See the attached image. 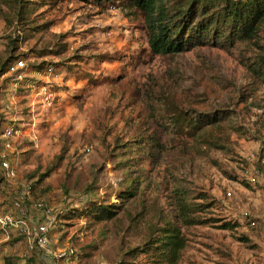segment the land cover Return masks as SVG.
Masks as SVG:
<instances>
[{
	"label": "rangeland",
	"instance_id": "rangeland-1",
	"mask_svg": "<svg viewBox=\"0 0 264 264\" xmlns=\"http://www.w3.org/2000/svg\"><path fill=\"white\" fill-rule=\"evenodd\" d=\"M48 6L39 9L37 20L52 21L49 28L18 40L15 53H27L22 58L24 80L9 89L0 79V102L11 103L9 112L0 115L21 127L5 152L10 169L0 167V217L12 213L29 228L49 217L51 247L61 255L59 264H151L145 255L131 258L122 252L145 237L141 215L130 221L126 213L140 208L134 206L137 198L124 204L115 221L92 223L64 215L99 196L119 203L121 177L110 149L117 137L146 136L140 89L163 83L173 68L181 76L175 93L168 94L175 112L197 115L224 109L238 131L226 125L206 126L196 134L183 130L172 148H149L152 157L145 160L149 184L140 193L141 200L150 214L161 207L172 220L175 191L182 188L191 199L204 194L196 202H215L200 213L214 220L184 228L188 244L177 264H264V85L254 84L250 72L219 47L197 46L171 59L152 55L142 21L126 15L128 10L101 11L77 0H57ZM15 29L0 18V49ZM52 32L65 35L63 58L81 55L68 77L64 71H31L29 63L41 59L34 58L38 50L55 48ZM33 78L43 86H31ZM43 173L47 175L39 181ZM252 174L255 182L249 180ZM41 204L50 212L45 213ZM227 218L238 225L219 228ZM252 218L254 227L246 223ZM244 237L248 240L242 241ZM28 245H33L30 236L4 229L0 222V264L5 256L19 264H47L34 246L24 257Z\"/></svg>",
	"mask_w": 264,
	"mask_h": 264
},
{
	"label": "trees",
	"instance_id": "trees-1",
	"mask_svg": "<svg viewBox=\"0 0 264 264\" xmlns=\"http://www.w3.org/2000/svg\"><path fill=\"white\" fill-rule=\"evenodd\" d=\"M77 1L95 4L101 11L115 7L128 10L126 15L138 16L146 35L147 48L154 56L171 59L176 54L191 51L197 46L219 47L229 52L238 64L250 72L254 84L264 85V0ZM56 2L57 0L48 3L47 0H0V18L6 27L16 26L13 33L7 36L6 45L0 49V77L12 61L26 57L25 52L15 53L20 47L19 39L28 38L36 31L45 32L49 28L52 21L39 23L37 12L44 6L55 5ZM51 34L57 39L53 42L55 48L48 49L46 46L38 50L39 55L34 58L41 59L29 63L31 71L45 74L51 68L49 72L59 74L64 71L65 77H68L73 65H78L75 59L78 60L81 55L73 54L69 58H63L67 53L65 35L56 32ZM180 78L179 71L170 68L163 83L155 82L152 87H142L140 95L147 113L144 123L146 136L133 133V136L127 139L115 138L112 144L109 156L121 177L119 190L116 191L119 203L99 196L90 199L82 207L69 209L68 214L64 215L67 218L80 216L92 223L115 221L124 204L137 198L138 203L134 206L140 208L135 214H132L130 209L126 213L130 221L141 215L140 219H143V224L146 225L145 237L139 245L122 249V252L131 258L145 255L151 264H177L188 244L184 228L199 227L214 220L213 217L207 218L200 213L210 209L215 202H196V199L204 197V194H195L191 199L182 188L175 191L176 221L170 219L161 207H157L150 214L140 197V193L149 184V176L145 170V160L152 157L149 148L157 151L172 148L183 130L196 134L206 126L226 125L233 132L238 131V128L230 123L231 113L224 109L197 115L194 112H175L173 107H170L168 94L175 93ZM31 83L44 84L37 79ZM3 122H6V119L0 115V129ZM148 143H151V147H148ZM46 175L40 174L39 181ZM93 188L88 187L89 190ZM28 190L31 191L30 186ZM148 215L152 218L150 222ZM246 223L251 226L250 219H247ZM236 225L237 222L227 218L219 228L227 229ZM3 264L19 263L17 259L5 256Z\"/></svg>",
	"mask_w": 264,
	"mask_h": 264
},
{
	"label": "built area",
	"instance_id": "built-area-1",
	"mask_svg": "<svg viewBox=\"0 0 264 264\" xmlns=\"http://www.w3.org/2000/svg\"><path fill=\"white\" fill-rule=\"evenodd\" d=\"M110 34V32H108ZM23 59L18 58L14 61H12L6 72L3 73V75L0 77V79L5 80L7 83V86H10V88L16 87V85L20 82H22L25 78V73H23ZM51 68L49 69V71ZM35 83H31L30 85H34ZM40 86V85H38ZM43 86V85H42ZM44 88V87H42ZM45 89V88H44ZM46 90V89H45ZM54 92L47 93L48 96L46 98L48 99L51 97V95ZM11 109V103L10 101H4L0 102V111L2 113H7ZM5 118V117H4ZM20 126L17 125V123L11 122L10 120L2 123V127L0 129V167L4 171H7L10 169L9 165V159L5 157V152L11 148V140L13 136L18 135L20 132ZM256 175H251L249 180L251 182L256 181ZM23 195L27 194L26 191L22 192ZM229 194V192H226ZM42 206L44 204H41ZM44 212H50L49 208L44 205ZM246 212L242 216H245ZM0 222L3 224L4 229L7 227L9 229H17L20 234H25L28 237L31 238L32 246L28 245L27 250L23 252L24 257H28L29 253L28 251L32 250V247L34 246L36 248L37 255L47 264H59L58 261L61 257V255L56 254L55 251L52 250L51 247V235H50V228L52 225V220L49 217H44L37 221L35 225H33V228H29L26 221L22 217H17L13 215L12 213H3L0 217ZM250 225L255 226L256 220L250 219Z\"/></svg>",
	"mask_w": 264,
	"mask_h": 264
}]
</instances>
